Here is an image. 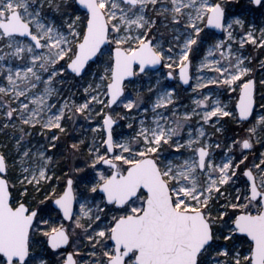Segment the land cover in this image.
I'll return each mask as SVG.
<instances>
[{"label": "snow or ice", "instance_id": "1", "mask_svg": "<svg viewBox=\"0 0 264 264\" xmlns=\"http://www.w3.org/2000/svg\"><path fill=\"white\" fill-rule=\"evenodd\" d=\"M0 137V264H264V0H0Z\"/></svg>", "mask_w": 264, "mask_h": 264}, {"label": "rangeland", "instance_id": "2", "mask_svg": "<svg viewBox=\"0 0 264 264\" xmlns=\"http://www.w3.org/2000/svg\"><path fill=\"white\" fill-rule=\"evenodd\" d=\"M168 83H171V84L175 85V82H172V81H169ZM181 96H182V97L185 96V93H184L183 91H181ZM185 102H187V101L185 100ZM229 134H230V133H229ZM2 139H3V137H0V140H2Z\"/></svg>", "mask_w": 264, "mask_h": 264}, {"label": "water", "instance_id": "3", "mask_svg": "<svg viewBox=\"0 0 264 264\" xmlns=\"http://www.w3.org/2000/svg\"><path fill=\"white\" fill-rule=\"evenodd\" d=\"M185 88H187V86H184Z\"/></svg>", "mask_w": 264, "mask_h": 264}]
</instances>
